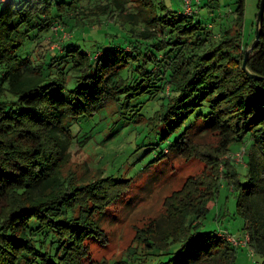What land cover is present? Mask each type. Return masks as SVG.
Here are the masks:
<instances>
[{"label": "trees", "instance_id": "16d2710c", "mask_svg": "<svg viewBox=\"0 0 264 264\" xmlns=\"http://www.w3.org/2000/svg\"><path fill=\"white\" fill-rule=\"evenodd\" d=\"M235 3L230 21L220 0H192L191 13L164 0L0 2V264H87L88 240L109 241L103 218L134 177L86 180L68 168L71 147L84 142L73 125L109 104L145 112L162 140L182 131L157 159L201 154L216 174L200 195L176 192L125 254L103 264H235V245L202 222L220 173L264 264V14L247 67L257 80L243 69L244 0ZM203 8L218 11L215 20ZM94 21L104 42L88 45L82 34ZM64 28L73 39L51 48ZM205 133L217 146H199ZM234 143L247 146L242 176L224 159Z\"/></svg>", "mask_w": 264, "mask_h": 264}, {"label": "rangeland", "instance_id": "374dc122", "mask_svg": "<svg viewBox=\"0 0 264 264\" xmlns=\"http://www.w3.org/2000/svg\"><path fill=\"white\" fill-rule=\"evenodd\" d=\"M164 1L168 7L175 10L186 8L184 0ZM220 2L221 13L230 21L234 20L236 0ZM259 3L260 0H244L242 40L246 49L255 39ZM217 12L212 14L203 8L200 14L207 18V22H212ZM87 26L82 34L85 43L95 45L104 42L103 36L95 38L96 33L103 30V25L100 26L94 21L88 22ZM94 26L102 29L94 30ZM73 33L64 28L62 34H54L51 48H58L59 44L73 39ZM32 44L33 41L27 40L21 54H26ZM120 110L116 104H109L94 116L82 117L72 127L73 132L84 141L82 145L76 143L71 147L68 168L76 171L78 177L86 180L106 175L115 178L134 177L129 180L123 197L109 208L103 218L102 224L109 234V241L104 244L94 239L88 240L89 254L85 259L87 264H103L119 259L126 249L134 244L138 229L166 212L168 202L176 192L189 188L200 195V192L209 189V184L215 179L216 169L201 154L157 159V155L163 152L168 143L179 136L182 132L180 129L171 134L167 141L162 140L161 130L149 131L146 127L148 115L145 112L136 114ZM217 139L216 135L205 133L196 142L205 149L217 146ZM244 148L247 149V146L234 143L231 150L224 155V159H230L235 164L241 176L246 172V156L242 163L241 159H235L232 154ZM222 170L223 165H220V172ZM225 179L220 173L217 181L221 185L220 191L217 198L208 203L209 211L202 219L203 228L223 231L230 237L241 240L246 237L242 235L244 220L235 214L236 194ZM235 247V264H261L262 257L252 254L248 246L241 243Z\"/></svg>", "mask_w": 264, "mask_h": 264}, {"label": "water", "instance_id": "95a60500", "mask_svg": "<svg viewBox=\"0 0 264 264\" xmlns=\"http://www.w3.org/2000/svg\"><path fill=\"white\" fill-rule=\"evenodd\" d=\"M264 0H260L259 3V10L257 11V21H256V33H255V39L252 42V44L250 45L249 48H247L245 50V57H244V61H243V69L244 71L252 78H257V80L259 78H261L260 76L253 74L249 71L248 67V61L250 59V57L252 55H254L256 53V49L259 46L260 43V32H261V26L262 22H263V14H264Z\"/></svg>", "mask_w": 264, "mask_h": 264}, {"label": "built area", "instance_id": "2783aa9c", "mask_svg": "<svg viewBox=\"0 0 264 264\" xmlns=\"http://www.w3.org/2000/svg\"><path fill=\"white\" fill-rule=\"evenodd\" d=\"M2 1H4V0H0V2H2ZM191 1L192 0H185V2H186V8L188 9L187 10V12L188 11H192V8H191ZM245 149H242V150H239V151H235L232 155H233V157L235 158V159H241V162L242 163H244V156H245ZM219 232V234L221 235V236H223V237H225L226 239H227V241H229L230 243H232L233 245H236V246H238L239 244H241V243H243V245H245V246H248L249 247V239H250V236L248 235V234H246L244 237L245 238H243V239H241V240H237V238L236 237H233V236H229L228 235V233H226V232H223V231H218ZM249 249H250V252L252 253V254H254V250L253 249H251V247H249Z\"/></svg>", "mask_w": 264, "mask_h": 264}]
</instances>
